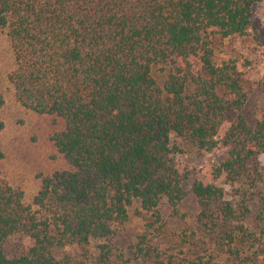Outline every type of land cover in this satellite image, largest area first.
I'll return each mask as SVG.
<instances>
[{
  "label": "trees",
  "instance_id": "trees-1",
  "mask_svg": "<svg viewBox=\"0 0 264 264\" xmlns=\"http://www.w3.org/2000/svg\"><path fill=\"white\" fill-rule=\"evenodd\" d=\"M262 2L0 0L15 98L62 120L51 139L67 165L42 176L29 203L0 173V264H212V246L231 264H264V236L246 224V195L260 180L264 112L247 123L244 74L232 59L215 61L212 46L215 35H243ZM164 63L159 84L152 67ZM229 110L236 114L228 124ZM183 141L226 151L211 172L237 185L239 201L198 178L185 187L189 172L175 158ZM189 192L194 226L169 252L160 242V206L178 214ZM134 200L146 215L143 229L120 251L109 239ZM11 238L19 241L12 256L2 247ZM72 245L76 256L60 250Z\"/></svg>",
  "mask_w": 264,
  "mask_h": 264
},
{
  "label": "rangeland",
  "instance_id": "rangeland-1",
  "mask_svg": "<svg viewBox=\"0 0 264 264\" xmlns=\"http://www.w3.org/2000/svg\"><path fill=\"white\" fill-rule=\"evenodd\" d=\"M215 61L232 59L240 71L243 72L244 85L247 98L242 107L248 124H254L264 112V2L252 16L251 25L243 35H231L222 38L215 35L212 39ZM14 68V55L6 30L0 29V93L4 103L0 107V120L4 126L0 130V173L13 187L23 191V201L29 203L39 188L42 176L53 170L67 167L62 156L57 152L51 136L59 130L62 120L50 114H37L25 109L19 104L14 95V89L8 80V74ZM169 64H157L152 67V75L159 84H162ZM235 111L229 110L225 114L226 123L235 117ZM172 140L179 141L177 137ZM182 152L175 158L179 167L189 172V181L185 186L189 189L193 178L201 179L223 187L225 197L233 202L239 201L241 194L238 193L237 185L227 184L223 176L215 177L211 168L225 156L226 151L215 149L213 151L198 150L190 143H181ZM256 166L260 173V180L255 188L247 193V204L250 213L246 218L249 228L258 230L264 236V220L257 217L264 204V152L260 153L256 160ZM162 216L166 221L164 234L160 238L162 246L169 252L178 251V240L183 231L190 232L194 226L193 216L198 208L196 201L189 192L179 205V213L173 214L170 207L163 202L160 206ZM141 211L139 202L134 200L128 206V221L117 230L116 234L109 239L120 251L127 252L137 234L143 229L146 215ZM264 211V208H263ZM264 216V212H263ZM99 240H94L91 251L96 254V245ZM5 253L12 256L19 249V241L11 238L3 244ZM73 255L79 254L76 246H68L60 249ZM213 255L212 264H231L227 255L218 247H211ZM209 252V251H208ZM200 254H204L203 251ZM207 258V257H206ZM255 264V263H250Z\"/></svg>",
  "mask_w": 264,
  "mask_h": 264
}]
</instances>
